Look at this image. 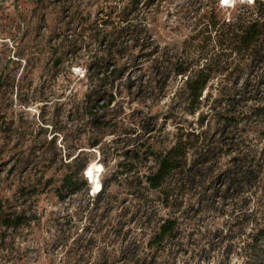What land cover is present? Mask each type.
Here are the masks:
<instances>
[{
	"label": "rangeland",
	"instance_id": "374dc122",
	"mask_svg": "<svg viewBox=\"0 0 264 264\" xmlns=\"http://www.w3.org/2000/svg\"><path fill=\"white\" fill-rule=\"evenodd\" d=\"M220 1L0 0V264L264 261V236L249 235L264 225V179L246 188L226 174L238 141L260 147L264 138L207 114L205 91L188 113L179 91L178 68L207 63L199 30L210 9L227 17L248 2ZM260 73L208 84L239 87ZM179 130L195 136L199 181L184 196L180 233L149 248L160 219L174 213L136 189L138 175L119 163L137 162L145 140L166 148ZM137 163L140 172L152 165ZM69 170L79 176L75 189L61 186Z\"/></svg>",
	"mask_w": 264,
	"mask_h": 264
},
{
	"label": "trees",
	"instance_id": "16d2710c",
	"mask_svg": "<svg viewBox=\"0 0 264 264\" xmlns=\"http://www.w3.org/2000/svg\"><path fill=\"white\" fill-rule=\"evenodd\" d=\"M232 3L233 0L220 1L226 8H230ZM235 6L240 9L227 17L217 15L215 7L210 9L207 25L199 30L207 34V63L192 73L188 66L178 68L176 73L185 75L179 91L187 101L186 109L190 114H194L201 107L205 91L207 114L217 115L228 127L236 129L239 123L243 122V126L238 130L259 134L260 143L261 138H264V0L236 3L233 7ZM109 7L112 9L113 6ZM258 69H261L262 73L256 75L255 83H245L239 87L220 83L208 84L214 77L230 79L243 72L253 74ZM194 138L189 131L179 130L174 142L162 149L154 148L149 140H145L143 148L135 150L131 157V161L146 163L145 165L152 161V165L147 166L145 171L140 172L137 162L126 166L119 163L121 173L138 175L139 183L136 189L153 191L158 204L172 209L174 213L160 219L146 240L149 248L162 249L180 233L184 196L192 185L199 181L196 180L198 172L194 169L197 158L190 160L191 149L197 146ZM237 144L240 145V154L229 158L232 170H227L226 174L231 175L229 179L243 187L256 188L264 179V144L259 147L257 143L246 144L242 140ZM213 147L207 145V157L213 153ZM196 149L200 155L203 153L200 145ZM85 165H82V169ZM78 177L71 170L65 172L61 178V186L77 188ZM81 182L85 183L84 180ZM106 186V182L99 181L98 192L106 189ZM14 221L15 219L9 220L5 224H12ZM249 235L254 241L257 240V235L264 236V225L255 234ZM261 264H264V261Z\"/></svg>",
	"mask_w": 264,
	"mask_h": 264
},
{
	"label": "built area",
	"instance_id": "2783aa9c",
	"mask_svg": "<svg viewBox=\"0 0 264 264\" xmlns=\"http://www.w3.org/2000/svg\"><path fill=\"white\" fill-rule=\"evenodd\" d=\"M248 1H250V2H251V1H253V0H248Z\"/></svg>",
	"mask_w": 264,
	"mask_h": 264
},
{
	"label": "clouds",
	"instance_id": "9594fccd",
	"mask_svg": "<svg viewBox=\"0 0 264 264\" xmlns=\"http://www.w3.org/2000/svg\"><path fill=\"white\" fill-rule=\"evenodd\" d=\"M233 2H234V0H233Z\"/></svg>",
	"mask_w": 264,
	"mask_h": 264
}]
</instances>
